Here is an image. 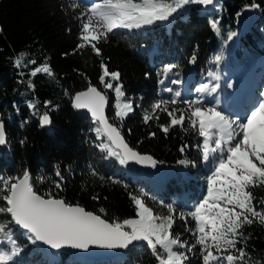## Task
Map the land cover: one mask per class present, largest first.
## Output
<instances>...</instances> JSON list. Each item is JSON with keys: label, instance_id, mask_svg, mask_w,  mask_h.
<instances>
[{"label": "trees", "instance_id": "1", "mask_svg": "<svg viewBox=\"0 0 264 264\" xmlns=\"http://www.w3.org/2000/svg\"><path fill=\"white\" fill-rule=\"evenodd\" d=\"M91 5L80 0H0V121L5 124L10 142V149L0 152V179L20 177L27 170L38 194L52 192L56 198L79 205L109 223L139 218L132 195L146 193L167 204L180 198L184 205L180 208L187 219L176 218L172 232L191 246L195 241V222L187 214L203 192L195 169L202 159L199 149L202 137L198 125L192 126L191 120L196 118L191 113L195 107L206 108L191 99L169 97L167 86L162 83L165 68L174 65L173 75L178 82L193 68L198 85L203 84V77L211 74L221 78L227 86L250 61L255 62L261 72L264 0H214L206 10L198 6L176 18L170 27L156 25L151 32L137 28L113 30L107 34V39H100L97 44L100 55L90 46L77 49L81 43L82 23ZM253 5L256 11L249 13ZM244 13L247 17L242 20ZM213 22H217L219 31L211 27ZM233 33L239 35L236 47L231 45ZM152 46L156 50L150 53L146 48ZM18 59L21 60L19 66ZM102 63L109 72L120 73L118 85L123 86L122 91L134 103V113L127 119L116 116L113 91L105 90L100 82ZM44 65L50 66L52 75L31 74ZM89 86L111 97L109 117L127 143L141 154L155 158L159 170H173L175 175L162 184L161 192L117 171L115 163L100 150L94 133L96 125L73 107L74 96ZM173 100L175 103H171ZM162 101L168 102L167 105ZM157 103L161 104L158 109L153 107ZM32 104L34 108L30 107ZM173 109L178 110L177 116H185L184 125L170 127L168 133H164L160 126L170 123L168 112ZM45 112L53 122V128L46 132L40 124ZM146 115L153 118L146 122ZM181 160L190 163L181 164ZM182 166L190 173H183ZM57 181L62 182V190L55 187ZM250 190L257 198L264 196V187ZM3 194L6 193L0 196ZM149 201L159 207L156 200L149 198ZM253 203L257 210H264V206ZM4 205L0 199V206ZM101 208L105 210L103 213L99 211ZM0 222L7 224L6 230L22 249L23 257L19 262L51 264L42 259V253L25 237V232L11 222L7 213H0ZM239 231L245 233L247 243L238 242L236 247L244 246L250 254V259L246 257L248 264H264V225L254 222ZM199 249V245L190 253L184 249L188 255L185 264H203ZM157 251H161L159 247ZM70 259L68 254L59 253L57 264H158L144 241L131 248L120 263L105 260L79 263Z\"/></svg>", "mask_w": 264, "mask_h": 264}, {"label": "snow or ice", "instance_id": "2", "mask_svg": "<svg viewBox=\"0 0 264 264\" xmlns=\"http://www.w3.org/2000/svg\"><path fill=\"white\" fill-rule=\"evenodd\" d=\"M213 2L214 0H140V2L102 0L100 3H93L87 8V18L82 23L80 31L81 43L77 45V49L90 46L97 55H100L97 44L100 39H107V34L114 29L140 28L157 21H166L186 5L207 6ZM211 27L219 31L217 22H213ZM192 61H195V56L192 57ZM16 63L19 66L21 60L18 59ZM173 67L174 65L166 66L165 72ZM101 68L103 75L100 77V82L105 88H113L111 82H104L105 77L111 76L112 80H119L120 73L109 72L104 63L101 64ZM38 72L52 75L48 65L37 67L31 74L35 76ZM29 86L33 85L29 82ZM122 87L117 85L113 89L117 98L116 116L121 120L132 111L131 103H122L121 98L124 96ZM168 91L172 90L168 89ZM198 91H215V89H210L206 84ZM179 95L180 93L177 92L176 96ZM106 101V96L92 86L74 97L73 107L87 108L98 124L95 129L97 135L107 136L109 143H102L98 147L102 151H107L109 156L116 157L121 165L126 164L129 159L141 163L145 160L152 161V157L141 156L131 148L124 140L120 129L108 122L104 113ZM161 103L167 105L168 102ZM30 107L34 108L35 105L32 104ZM153 107L158 109L161 104L157 103ZM164 110L167 111V108L165 107ZM177 111L173 109L168 112V116L171 117L170 123L160 126L164 133H168L169 128L173 126L183 127L185 116L183 114L177 116ZM191 116L196 118L191 120L192 126L198 125L199 135L204 138L203 160L209 161L211 155L214 161H218L208 177L207 194L187 214L195 222L193 231L195 241L191 246L186 241L182 242L180 237L172 232L177 215L172 204L165 205L170 213L168 216H156L144 203L142 197L147 195L146 193L140 196L132 195L136 216L139 218L124 219L122 223H109L100 215L85 211L79 205L74 206L66 203L63 198H56L52 192L38 194L30 182V173L27 170L20 177L0 179V193H6L0 196L5 202L4 206H0V213L9 214L12 223L26 230L29 241L32 243L41 241L53 249L70 246L87 250L89 245L93 244L102 248H128L134 241H144L158 264H185L188 255L174 249H187L190 253L199 245L203 264H238V262L248 264L246 257L250 259V254L244 246L237 248L236 245L238 242L242 245L247 243L245 233L239 231L245 225H252L254 222L264 225V210H257L253 203L256 201L264 206V196L257 198L250 190L264 187V102L251 112L246 123L234 121L216 108L195 107ZM152 118L151 115L144 117L146 122ZM50 123V117L45 112L41 116L40 124L45 126ZM257 124L259 128L256 127ZM5 143V127L3 121H0V145ZM181 151L183 152L184 148H181ZM218 152L222 155H215ZM180 163L190 162L181 160ZM152 166H155L154 161ZM56 175L59 176L60 173L57 172ZM55 187L62 190V182H55ZM161 203L163 204V201ZM99 211L103 213L105 210L101 208ZM178 215L182 220L187 219L183 212ZM7 227V224L0 222V237L3 238L0 239V244L7 242L11 245L10 251L0 250V264H10L22 251L12 238L11 232L6 230ZM126 227L129 230H125ZM158 247L161 250L159 252Z\"/></svg>", "mask_w": 264, "mask_h": 264}, {"label": "rangeland", "instance_id": "3", "mask_svg": "<svg viewBox=\"0 0 264 264\" xmlns=\"http://www.w3.org/2000/svg\"><path fill=\"white\" fill-rule=\"evenodd\" d=\"M91 1H92L91 2L92 4L93 3L102 2V0H91ZM198 6L201 7L203 10H206L209 5L204 6V5H199V4H189V5L184 6L182 9H179L176 13H174L166 21H157V22H155L153 24L144 25V26H142L140 28H137V29H139V31H141V32H151L156 25H164L166 27H170L175 22L176 18L186 15L191 9L196 8ZM255 11H256L255 7L248 9L249 13H254ZM243 28L244 27H242V29ZM117 29H120V28H117ZM238 38H239V35H236V37H234L233 41L231 40V45L232 46H234V47L237 46ZM146 49H147L148 52L153 53V52H155L156 47L152 46V47H149V48H146ZM260 58H261V60L259 61V65H260V67H262V70H263L262 73L263 74L256 72L257 65H256V63L251 62V63H249L247 65V67L249 69L247 71L244 69L242 71V74L240 73L238 75V77H241L243 80L245 79L244 80L245 88H246L245 90H247V92L244 91V93L241 94V97H239V99H241V100H242V98H243V96L245 94L249 93L250 89H253L252 84L249 85V83L253 79V76L255 77V79H259L260 80V88H259V90H255V91L252 90L253 92L250 91L251 92V96H252V102L249 103L248 110L245 113V115H236V114L232 113V110H230L231 108L227 107V104H228L227 103V99H228L227 98V95H228L227 94V89H225L223 87L222 79L219 78V77L215 78L213 75H208L206 77H203L202 79H203V86L207 84L210 89L214 88L215 91H203V92H201V91H198V89L202 88L203 86H197V85L194 84L193 86H191V88L189 87L188 84L190 82L188 81V79H190V80L194 79L192 74L188 73L187 74L188 77H186L182 82H177V81H173L171 79V77L173 79H175V77L173 75V72H170L171 71L170 70L169 73L167 74L168 75L167 78L165 79V83L167 84V86L172 85L173 88L171 89L172 91H168V88L166 87L165 88L166 89V94L169 95V97H171V98H182L184 100H190L191 99V101H193L194 103H197V101H199V105H204L206 109L207 108H216L217 111L223 112L230 119H232L234 121L238 120L239 123H246L247 122V118L250 116L251 112L253 110H255V108L258 107V105L261 102H264V55L261 56ZM104 82L105 83L111 82L113 84V88H111V89L110 88H105L104 84H102V85H103L105 90L113 91L112 93H113V96L115 98V107H116L117 98H116V94H115L113 89L118 85L119 80H112L111 76H108V77H105ZM235 83H236V81L231 82L230 85L233 86ZM217 85H218V87H217ZM250 86H251V88H250ZM177 92L180 93L179 96H176ZM254 95H255V98H254ZM121 100H122V103H131V105H132V111L128 112V114L123 117V119H127L129 116H131L134 113V103H133L132 99H130L127 95H125V93H124V96L121 98ZM221 105H223V106H221ZM231 105H232V108H233V102L231 103ZM116 110L118 111L117 107H116ZM235 126L236 125H234V127ZM256 127L259 128V125L257 124ZM101 136L102 137H97L96 136L98 141H99V145L102 144V143L106 144L107 142H109L107 140V138L103 134ZM239 138L240 137L238 136L237 139H239ZM203 140H204V138L202 137L201 142H200L201 147L199 148L201 156H202V149H203ZM9 149H10V146L7 149H1L0 148V152H1V150H4V151L7 152ZM102 152L109 158V160H111L112 162L115 163V168H116L117 171H122L125 174L130 175L132 178L141 180L146 185H148V187H151V189L154 190V191L161 192L162 184L165 183V181L168 179L169 175H173L174 176V174H175V173H173V171H169V172L161 171L157 167H154L151 170V172H149V173L138 172V171H136L134 169H131V168L127 167L126 164L121 165L119 163V161L115 157L109 156L107 151H102ZM215 155L220 156L222 154L218 152ZM210 160H211V162H210ZM215 163H218V161H214L212 159V156L210 155L209 161H204L203 158H202L201 159V163H199L195 167V169L197 171L196 180L199 181V183H201V185L203 187V192H202V195H201L200 199L207 194L206 190H207L208 177L211 175V171H212V168L215 166ZM180 170L183 173H186V174L190 173V171L187 168L183 167V166L180 167ZM140 195H138V196H140ZM148 197L150 199H152V200H156L158 202L159 207L153 206L150 203ZM142 198H143L144 203L146 204V206L152 209L154 215L161 216V217H166V216H168L170 214L168 212L167 208L165 207V205H168V204L165 203L164 201H163V204H162L161 203L162 200L156 199L152 195H149V196L144 195ZM200 199L198 201L194 202V204L190 207L192 209H189V211L194 209V206L200 201ZM169 204H172L175 207V209H176L177 215L175 216V219L176 218H180L178 214L183 211L182 209L184 207L182 201H180V198H178L177 201H175L173 203H169ZM25 237L28 239V237L26 236V233H25ZM12 238L14 239L13 235H12ZM0 239H3V238L0 237ZM2 245L7 247L9 249V251H10V248H11L10 244L5 242V243H2ZM33 245H35L37 250H39L42 253V255H43L42 259L43 260H45V261H47L48 263H51V264H57L58 263V261H59V253H57L55 251H52V250L44 249L37 242L33 243ZM0 250H3L2 246H0ZM174 250H178V251L184 252V249H174ZM21 257H23V252L22 251H20V253L18 255H16L13 258V261L10 262V263L11 264H23L22 262H19L17 260L18 258H21ZM123 259L124 258H121V257L118 256V257H115L113 260H105V261H114L116 263H120ZM70 260L73 261V262H79V263H83V262L94 263V262H96V261H93V260H89L88 261L86 259H78V258H75V257H71Z\"/></svg>", "mask_w": 264, "mask_h": 264}, {"label": "water", "instance_id": "4", "mask_svg": "<svg viewBox=\"0 0 264 264\" xmlns=\"http://www.w3.org/2000/svg\"><path fill=\"white\" fill-rule=\"evenodd\" d=\"M246 17H247V13H244L241 16V19L242 20H245ZM95 88L102 95L106 96L107 101H106V104H105V107H104V113H105V116L108 119V122L111 123V124H113L112 121H111V119H110V117H109L111 97H109L106 92L100 90L99 88H97V87H95ZM83 92H85V91H83ZM73 104H74V98H73ZM74 109L77 110V112L79 114L91 118L94 123L96 122L93 119V117L91 115V112L87 108H80V109L74 108ZM49 117H50L51 123L49 125L41 126L42 130L45 131V132L46 131H50L53 128V122H52L51 116L49 115ZM113 126H115V127L118 128V126H116L115 124H113ZM4 127H5V124H4ZM5 133H6V128H5ZM121 134L123 135L122 132H121ZM104 136L107 138L106 135H104ZM123 137H124V135H123ZM124 140L126 141L125 137H124ZM9 146H10V142L8 140V136H7V133H6V143L4 145H0V148L1 149H7ZM131 148H133V147H131ZM134 150L136 152H138L141 156H150V157H152L151 155L141 154L136 149H134ZM152 161L155 162V166L154 167H156V160H155V158L152 157ZM152 161L145 160L144 162L141 163V162H137L134 159H129L128 162L126 163V165H127V167H129L131 169H134V170H136L138 172L149 173L154 168L152 166ZM30 182L32 183L31 176H30ZM85 211H87V210L85 209ZM16 227L18 229L23 230L24 232H26V230L20 228L18 225H16ZM125 230H129V229L126 227ZM37 243L39 245H41L44 249L52 250V251H55L57 253H65V254H68L71 257H75V258H78V259H86L88 261L89 260H93V261L113 260L115 257H118V256L121 257V258H125L131 248L137 247L139 245V241H134L132 244L129 245L128 248H102V247H99L98 245H94L93 244V245H89V247L87 248V250H85V249L72 248L70 246H64V247L59 248V249H53L49 245H46V244H44L41 241H37Z\"/></svg>", "mask_w": 264, "mask_h": 264}, {"label": "bare ground", "instance_id": "5", "mask_svg": "<svg viewBox=\"0 0 264 264\" xmlns=\"http://www.w3.org/2000/svg\"><path fill=\"white\" fill-rule=\"evenodd\" d=\"M234 37H236V36H233L232 38H231V40L233 41V39H234ZM235 41V40H234ZM249 68H246L245 70L247 71ZM245 80V79H244ZM244 80L242 79V85H241V87L240 88H238L237 87V83H235L234 84V86H233V88H235V89H238L239 91H243V89H246L245 88V83H244ZM191 83H192V81H191ZM252 84V86H253V89H250L251 91L252 90H259V88H260V80L259 79H255L254 78V76H253V79L251 80V82L249 83V85H251ZM189 85V84H188ZM250 88H251V86H250ZM241 89V90H240ZM253 92V91H252ZM241 92H237L235 95H234V97L236 96L237 97V99H236V105L235 104H233V108H232V105H231V101L229 102V104H227V107H229V108H231L230 110H232V113H234V114H236V115H242V114H244L245 113V111L248 109V103H246V102H243L241 99H239V94H240ZM235 97V98H236ZM254 98H255V95H254ZM229 101V100H228ZM238 113H240V114H238ZM96 126H95V129L98 127L97 125V123L95 122L94 123ZM95 132V134H96V136L97 137H102L101 135H97V133H96V131H94ZM107 143H109V142H107ZM106 143V144H107ZM116 158V157H115ZM117 159V158H116ZM118 160V159H117ZM119 161V160H118ZM26 233V232H25ZM26 236H27V234H26ZM28 237V236H27Z\"/></svg>", "mask_w": 264, "mask_h": 264}]
</instances>
